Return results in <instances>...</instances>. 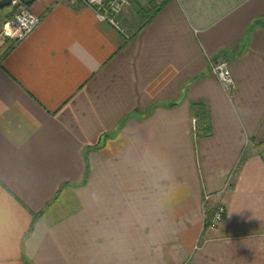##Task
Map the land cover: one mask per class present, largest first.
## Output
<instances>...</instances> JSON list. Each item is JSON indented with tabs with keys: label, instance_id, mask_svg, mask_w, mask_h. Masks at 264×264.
I'll return each mask as SVG.
<instances>
[{
	"label": "crops",
	"instance_id": "crops-1",
	"mask_svg": "<svg viewBox=\"0 0 264 264\" xmlns=\"http://www.w3.org/2000/svg\"><path fill=\"white\" fill-rule=\"evenodd\" d=\"M131 1L126 38L36 0L13 46L0 8V264H264V0Z\"/></svg>",
	"mask_w": 264,
	"mask_h": 264
},
{
	"label": "built area",
	"instance_id": "built-area-1",
	"mask_svg": "<svg viewBox=\"0 0 264 264\" xmlns=\"http://www.w3.org/2000/svg\"><path fill=\"white\" fill-rule=\"evenodd\" d=\"M17 1V0H15ZM72 4L78 0H69ZM88 4L99 20L108 22L125 37H130L129 32L121 24L120 16L124 9L130 5V0H82ZM19 2V1H17ZM16 2V3H17ZM40 19L24 4L19 2V10L12 18L8 19L3 27L2 36L12 40L16 45L18 42L24 40L27 35L34 31L39 24ZM212 72L217 77L225 91L229 96H233L236 90V82L231 72L230 64L226 59H219L212 63ZM194 122L195 119H194ZM210 199V195L206 196ZM219 207L213 213L208 227H216L220 225L226 214V206L221 202Z\"/></svg>",
	"mask_w": 264,
	"mask_h": 264
},
{
	"label": "rangeland",
	"instance_id": "rangeland-1",
	"mask_svg": "<svg viewBox=\"0 0 264 264\" xmlns=\"http://www.w3.org/2000/svg\"><path fill=\"white\" fill-rule=\"evenodd\" d=\"M69 1V0H68ZM148 1V0H147ZM17 1H15V0H13L10 4H8L7 6H11L12 7V14H11V16L10 17H8V19H10V18H12L13 17V15H15L16 14V12H17V10H19V2H17ZM70 2V1H69ZM149 3L151 2H154V0H149L148 1ZM76 3V2H75ZM22 4V3H21ZM133 4V5H132ZM139 5V3H138V1H137V3H132V1L130 0V5L129 6H127L125 9H124V11L121 13V16H120V20H121V24L124 26V28H126V30H127V32H129V35L133 32V29L131 28V27H129L125 22H124V20H122V15L123 14H125V16H131L132 15V12H137V6ZM148 4H146V6H147ZM27 6V9H29L30 11H32L30 8H29V6L28 5H26ZM33 12V11H32ZM34 13V12H33ZM39 19H40V21H41V16H39V15H37L36 13H34ZM96 14V13H95ZM8 19H6L5 20V22H4V24H3V27H4V25H5V23H6V21L8 20ZM39 21V22H40ZM38 26V25H37ZM36 29V28H35ZM34 29V30H35ZM2 31H3V28H2ZM2 31H1V36H2ZM32 33V32H31ZM30 33V34H31ZM29 34V35H30ZM29 35H27L26 37H28ZM2 38H3V41H4V43L6 42V43H9L10 42V46H13L14 44H13V42H12V40L11 39H9V38H7V37H4V36H2ZM127 38V37H126ZM19 43V42H18ZM194 119H195V121L196 122H194ZM191 124H192V130H193V132L194 133H196V131H197V118H195V117H193L192 118V121H191ZM207 196V195H206ZM206 196H204V200H203V204H204V208H205V210H204V228H209V229H212V228H217L218 226H216V227H208V225H209V221H210V219H211V217H212V215H213V213L215 212V210L217 209V207H219L220 206V204H222L221 202H219V204L215 207V209L211 212V213H209V211L207 210V204L209 203V199H206ZM223 204L225 205V203L223 202ZM226 206V205H225ZM203 235V234H202ZM201 235V236H202ZM200 241H201V239H200ZM183 264H186V263H183Z\"/></svg>",
	"mask_w": 264,
	"mask_h": 264
},
{
	"label": "trees",
	"instance_id": "trees-1",
	"mask_svg": "<svg viewBox=\"0 0 264 264\" xmlns=\"http://www.w3.org/2000/svg\"><path fill=\"white\" fill-rule=\"evenodd\" d=\"M166 1H164L156 10L161 9ZM132 34L133 32L130 35L132 36ZM191 112L192 116L197 118V131L195 133V137L200 138L202 136H208L211 133V125L207 108H205L203 104L192 103ZM38 215L39 214H33V219H36Z\"/></svg>",
	"mask_w": 264,
	"mask_h": 264
},
{
	"label": "water",
	"instance_id": "water-1",
	"mask_svg": "<svg viewBox=\"0 0 264 264\" xmlns=\"http://www.w3.org/2000/svg\"><path fill=\"white\" fill-rule=\"evenodd\" d=\"M13 0H0V8L7 6L8 4H10ZM20 3L24 4V5H30L32 4L34 1L36 0H17Z\"/></svg>",
	"mask_w": 264,
	"mask_h": 264
}]
</instances>
